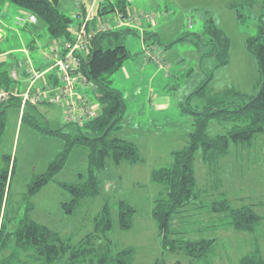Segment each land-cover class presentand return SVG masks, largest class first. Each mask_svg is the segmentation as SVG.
<instances>
[{
    "label": "rangeland",
    "instance_id": "374dc122",
    "mask_svg": "<svg viewBox=\"0 0 264 264\" xmlns=\"http://www.w3.org/2000/svg\"><path fill=\"white\" fill-rule=\"evenodd\" d=\"M61 2L63 0H60V4ZM239 2L240 0L153 2L150 16L157 17L158 23L147 34L154 33L156 36L142 33L135 22L113 30L124 32L123 44L130 57L110 77L111 87L121 93L125 107L121 129L113 132L111 137L135 144L141 161L115 162L108 156L104 169L98 173L99 193L81 200L73 213L64 211L63 204L69 202L71 196L60 188L59 183L74 184L84 181L88 168L87 151L83 147H74L54 179L30 200H24L28 184L47 170L49 164L61 153L63 143L60 138L42 134L21 122V115L24 111L41 125L46 122L52 130L64 128L63 131L70 135L75 134V125L66 126L70 122L65 118L61 103H38L35 109L26 106L22 110L19 105H9L5 112L4 132L0 137V170L9 166L10 187L6 216L12 226L23 216L28 204H31L32 210L28 212V216L32 220L59 232L69 244L77 245L92 231L94 218L107 203L113 222L106 237L111 242V253L131 248L133 255L130 264H153L159 259L167 264H238L239 259L251 253L255 247H258L264 257V222L257 225L254 233L227 231L218 228L225 221L220 219L223 216L212 215L207 208L197 209L198 202L190 205L179 219L183 221L179 229L189 234L194 232L185 238L193 239L203 235L217 239L211 260L198 263L191 261L180 250L162 253L159 230L152 217L155 202L163 189L152 180V172L169 166L172 163L171 154L188 145V135L193 132L194 122V115L190 110L202 112L204 109L205 98L194 92L207 80L209 81L204 88L207 97L231 88L252 96L259 88L261 73L247 50L246 41L258 33L261 8L258 4L250 10H244V21L240 23L232 8V5ZM104 3L106 5L109 2ZM8 4L11 8L0 6L4 32L9 35V42L2 43V50L9 43L11 48L20 46L22 38L25 42L33 41L34 60L39 55L50 57V50L67 44L64 38H50L39 22L32 28L37 33L30 34L31 30L17 26L15 17L27 14L17 11L14 4ZM84 4L88 9L91 7L89 0ZM135 4L132 2L129 5L131 12L135 9ZM65 6L66 9L59 5L58 8L72 19L67 4ZM99 9L98 6L94 7L98 22L105 24L114 21L113 13L99 15ZM142 14L137 15L138 18L149 25V18ZM210 17L230 40L228 64L219 68L216 67L217 59L207 56L212 49L207 37H197L203 34L205 21ZM74 26L73 20L71 35L74 34ZM14 30L21 39L13 35ZM5 60L7 63L1 70H13L18 75L28 63L26 56L17 52L5 55ZM20 83L14 81L11 84V93L15 94ZM40 83L37 82L35 88ZM23 87L24 84L21 88ZM82 92L86 94L90 108L99 114L101 105L91 88L86 87ZM229 128L228 124L212 120L208 124L207 133L209 136L225 134ZM254 142L253 147L230 143L227 156L218 160L212 169L205 165L201 149L196 152L195 177L198 188L204 193L201 201H216L219 199L218 193H223L233 208L252 205L258 215H264V134L257 136ZM120 201H125L135 210L131 229L119 228L117 205ZM175 223L178 226L177 220ZM203 228L209 230L199 233L198 230ZM102 244L104 246V242ZM65 258L66 256L59 264H65Z\"/></svg>",
    "mask_w": 264,
    "mask_h": 264
},
{
    "label": "trees",
    "instance_id": "16d2710c",
    "mask_svg": "<svg viewBox=\"0 0 264 264\" xmlns=\"http://www.w3.org/2000/svg\"><path fill=\"white\" fill-rule=\"evenodd\" d=\"M14 4L19 10L32 15L41 23L50 38L71 41V19L62 13L59 0H1ZM260 5L258 33L246 41L247 50L255 59L261 73V82L257 92L248 96L235 89H226L221 93L207 97L204 88L208 81L198 88L196 95L205 98L202 112L192 111L194 115L193 132L188 135V145L174 151L172 163L152 172V180L163 189L155 202L152 217L155 220L161 239L162 253L167 251H182L191 261L209 262L214 255L216 238L205 236L193 239L185 238L193 234L179 229L183 221L182 214L187 208L198 202L197 209L207 208L212 215L223 216L219 229L238 233H254L257 225L264 222V215H258L252 205L233 208L223 193L216 201L200 200L204 193L198 188L195 177L194 161L196 152L201 149L203 161L208 169H212L218 160L227 156L230 143L253 147L255 139L264 134V0H240L232 5L240 23L244 21L243 11ZM127 5L124 2L107 4L99 11V15L113 13L115 8L121 11ZM27 26V25H25ZM24 26V27H25ZM117 30V29H116ZM124 32L109 31L100 33L92 39L91 53L79 56L80 71L91 88L96 100L101 105V112L94 118L88 119L81 126L69 123L75 128V134L70 135L62 129L52 130L46 122L42 125L33 116L22 112L21 122L27 123L32 129L61 139L63 149L52 161L47 170L36 176L28 184L24 200L39 192L54 176L61 171L74 147H83L87 151V174L83 182L68 184L59 183L62 190L69 193L71 200L64 203V211L73 213L81 200L94 197L99 193L98 173L105 167V159L110 156L115 162L141 161L138 148L132 142L111 137L113 132L121 129L124 113V102L121 93L111 87L110 77L130 57L123 44ZM145 34V33H144ZM147 34V33H146ZM148 35V34H147ZM149 34L148 36H151ZM206 36L212 46L210 54L218 64L217 68L228 64L230 40L220 30L210 17L205 21L201 38ZM184 38V37H183ZM66 45L62 46L63 54ZM28 66V65H26ZM31 69V66H28ZM0 68V92H7L8 100L0 102V137L5 128V112L9 105L20 106L21 97L10 91L14 82L11 72ZM26 67L24 74H26ZM32 71L39 74L35 69ZM17 74V72H15ZM18 75V74H17ZM28 76V74H26ZM209 79V77H208ZM39 80V78L37 79ZM33 92V90H32ZM35 109V106H30ZM230 125L225 134L209 136L208 124L211 121ZM65 126V127H66ZM8 157H6L7 159ZM10 162V160H9ZM10 187L9 166L0 170V264H59L65 258V264H130L133 255L131 248H126L112 254L111 242L106 239L113 227L110 206L104 204L101 212L94 218L92 231L77 245H71L59 232L39 224L28 216L32 205L28 204L23 216L12 226L6 216ZM135 210L125 201L117 205L118 225L121 230L132 227ZM178 221V226L175 221ZM208 228L198 232H207ZM196 234V233H195ZM104 242V246L102 243ZM8 251V253H5ZM153 264H167L163 259ZM238 264H264V257L258 247L239 259Z\"/></svg>",
    "mask_w": 264,
    "mask_h": 264
},
{
    "label": "built area",
    "instance_id": "2783aa9c",
    "mask_svg": "<svg viewBox=\"0 0 264 264\" xmlns=\"http://www.w3.org/2000/svg\"><path fill=\"white\" fill-rule=\"evenodd\" d=\"M106 1L109 2L108 4L124 2L127 6L123 11L116 7L113 12L114 21L104 24L97 21V16L94 15V7L98 6L101 9ZM132 2L134 0H89L91 7L88 9L86 5L82 6L81 0H78V9L73 16L76 20L74 34L71 41L67 42L63 54L59 56L60 58L51 68L55 76L60 80L58 87H53H57L53 90L35 91L33 85L40 78V75L35 74L32 69L26 66L25 71L28 74L30 83L27 93L20 96L21 110L26 106H35L38 103H61L65 118L70 123L81 126L88 119L96 117L97 113L90 108L86 94L82 93L79 97L77 95L79 90L82 91L88 87L86 79L80 71L81 59L79 56H87L91 53V43L95 35L116 30L124 25L130 26L134 21L139 20L138 16L134 15L129 9V5ZM150 15L151 13H147L142 16L148 17L149 23L154 24L157 17ZM36 22L37 19L29 14L24 17L18 16L15 18V24L19 27L35 24ZM190 25L191 22L189 23ZM11 76L14 81L18 79V75L14 71L11 72ZM51 91H56V93L53 94ZM9 97L10 95L7 92H0V102L8 100Z\"/></svg>",
    "mask_w": 264,
    "mask_h": 264
},
{
    "label": "crops",
    "instance_id": "0c3cea01",
    "mask_svg": "<svg viewBox=\"0 0 264 264\" xmlns=\"http://www.w3.org/2000/svg\"><path fill=\"white\" fill-rule=\"evenodd\" d=\"M86 0H81L82 6L84 7L86 4L85 3ZM166 0H134V2L136 3L134 5V10H132L134 15H139V14H147V13H152V7H153V2L159 3V2H165ZM133 2V3H134ZM68 7V10L70 11V16L73 17L74 14L76 13L77 9H78V0H63V2H61L60 4V0H59V7H64L66 9V5ZM107 5V4H106ZM0 6L4 7V8H11V6L8 4V2H4V1H0ZM105 5H103L104 7ZM63 8V9H64ZM19 9H17L18 11ZM21 10H19L20 12ZM147 11V12H146ZM138 13V14H136ZM142 14V15H144ZM18 15V14H17ZM163 16V14H161ZM18 17V16H16ZM15 17V18H16ZM160 17V16H159ZM73 19V18H72ZM114 19V17H113ZM160 19V18H159ZM75 24H76V20L73 19ZM157 21V20H156ZM136 26H139V29L142 31V33H149V30L154 29L155 25L158 23H154L151 24L149 23V25L147 23H144L143 19H139L137 21H134ZM38 22H36L35 25H37ZM145 24L148 25V29L146 30L145 28ZM22 29H29L32 32L31 33H37L36 30H33L32 28H34V24H30L27 25L25 27H20ZM121 27H119L118 29H120ZM5 27L3 26L1 19H0V68H2V66H4L7 62L5 60V55H9L12 52H17V53H21L24 56H26V58L28 59V63L26 65H30L31 69H35V71H37L40 75L39 80H37L34 85L33 88L35 91H41V90H50V89H56L58 87L59 81L57 80L58 78L55 76V73L53 70H51L52 65L59 59L58 57L61 55V51H62V46H58V47H54L52 50L49 51V55L50 57L46 56V55H39V58H34V60L32 59V52L34 51V44L33 41L31 42H25L23 40V38L19 35V33H17L14 30V36L17 39H21L22 41L20 46L15 47V48H11L10 43L6 46V49L2 50V43L8 41L9 42V35L7 34V32H4ZM153 32V31H152ZM151 32V33H152ZM153 35L156 36V34L152 33ZM52 53V54H51ZM25 65V67H26ZM12 71V70H11ZM50 80V81H49ZM18 83L21 84V86L24 84V90H22L23 88H21V86L17 87L15 90V93L17 94V96H22L25 93H27L28 91V86H29V80H28V76L26 74H24V69L22 71L19 72L18 75V79L16 80ZM37 82H41L39 87H36ZM57 86L56 88H53ZM53 94L56 93V91H51ZM84 92H82L81 90H79L77 92L78 97ZM53 96V95H52ZM54 104V103H51ZM63 107V106H62ZM208 168V167H207Z\"/></svg>",
    "mask_w": 264,
    "mask_h": 264
}]
</instances>
